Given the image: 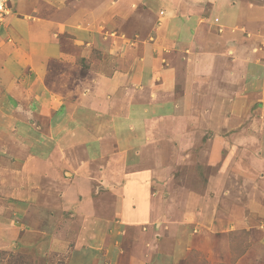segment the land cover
Wrapping results in <instances>:
<instances>
[{"label":"rangeland","instance_id":"obj_1","mask_svg":"<svg viewBox=\"0 0 264 264\" xmlns=\"http://www.w3.org/2000/svg\"><path fill=\"white\" fill-rule=\"evenodd\" d=\"M74 1L70 0V4ZM103 2L92 3L99 8ZM241 2V19L245 26L229 25L223 18L213 16V28L218 32L215 34L222 39L218 41L220 48L208 55L198 54L197 63L193 65L181 62L182 71L176 73L173 88L176 95L184 96L185 103L179 99L177 109L171 110L161 123L146 124L145 129L138 127L136 135L143 142L141 145L133 144L131 138L135 134L131 135L121 122L128 119L127 122L132 123V110L125 106L122 96H117L114 120L120 118L114 124L120 128L118 132L114 130V145L102 148L105 146L101 145L102 141L113 139L110 135L106 137L104 133L108 128L96 120L94 112L107 115L105 110L111 111L112 105H106L103 96L94 100L92 96L99 91L90 90L88 82L87 89L82 90L84 83L76 80L81 74L71 79V84L78 82L70 93L72 106L64 104L66 111L52 117L47 124L21 125L27 143L22 146L25 154L22 151L20 154L26 157L33 153V147H38L35 150L40 157H51L40 160L44 167L41 166L39 173L27 166L24 168L23 160H16V164L0 161V227L8 229L6 223L16 221L13 224L22 226L24 234L17 247L14 239L8 238L2 243L0 264H66L64 256H58L59 251L85 243L81 241L84 236H97L101 229L111 233L113 228L97 226L114 221V188L102 191L94 209L96 215L89 216L92 217L89 222L84 221L76 204L71 205L72 200L77 201L84 181L91 184V192L98 186L120 185L135 179L133 175L145 164L155 181L151 183L152 188L161 195L168 192L174 199L171 203L184 200L193 192L195 199L185 200L197 204L198 197L207 193L209 182L216 177L202 208L210 213L209 218L214 222L212 239L201 248L204 252L192 251L190 264H264V0ZM92 3H87V9L89 4L94 5ZM74 8L77 10L76 5ZM205 15L202 18L205 19ZM76 21L74 26L82 33L85 30L100 33L96 44L89 45L93 47L89 61L93 58L100 62L96 61L93 66L80 60L81 57L73 62L77 60L85 68L94 69L105 65L106 61L110 65L95 71L105 77L119 74L121 79L127 70L120 65L127 57L115 47V36L110 34L114 31L112 28L120 27V19L98 11L96 15L88 13L81 16L80 22ZM236 27L244 30L241 37L232 33ZM61 36L76 40V45L81 40L73 30ZM225 37L228 39L223 40ZM70 52L78 55V49L73 46ZM131 65L129 69L134 68V64ZM202 76L205 79H201ZM99 78L100 87H105L101 82L104 78ZM119 84L114 85L121 89ZM123 109L126 118L121 115ZM100 135L104 136L98 138ZM127 138H130L129 143ZM85 174L88 177L83 176ZM152 177L146 181H152ZM6 186L9 188L4 189ZM64 192H68L67 198L62 195ZM68 204L71 208H65ZM171 213L168 211V216H173ZM241 215L247 225L238 224ZM228 219L231 222L225 224ZM209 247L216 250V255L210 254ZM33 248L39 252L52 249L55 255L44 256V252H33Z\"/></svg>","mask_w":264,"mask_h":264},{"label":"crops","instance_id":"obj_2","mask_svg":"<svg viewBox=\"0 0 264 264\" xmlns=\"http://www.w3.org/2000/svg\"><path fill=\"white\" fill-rule=\"evenodd\" d=\"M93 1L104 2L98 8ZM87 3L94 5L89 4L87 9ZM241 4V0H75L73 5L70 0H8L9 11L0 20V161L9 160L16 164V160H23L24 168L27 166L32 172L39 173L44 167L40 160L50 159L51 156L40 157L35 150L38 147H33L35 151L31 149L33 153L26 154V157L20 154L21 151L25 154L22 146L27 143L21 125L47 124L52 117L60 115L64 109L66 111L64 104L72 106L74 101L70 93H73L78 82L71 84V79L80 74L81 77L76 80L84 83L82 90L87 89L88 82L92 88L90 90L97 88L99 91V94L92 96L94 100L103 96L106 105H112L111 111L105 110L107 115L94 112V116L97 114L96 120L108 128L104 133L106 137L110 135L113 139L108 138L105 143L100 139L101 145H105L101 147L113 146L114 130L118 132L120 128L114 124L118 123V117L114 120V99L117 96H122L125 106L132 110V123L127 122L128 119L121 122L128 127L131 135L135 134L131 138L133 144L141 145L143 142L136 135L138 127L145 129L146 124L161 123L171 110L177 109L179 99L185 103L184 96L176 95L173 88L176 73L182 71L181 62L193 65L197 63L198 54L208 55L220 48L218 41L222 39L215 34L218 32L213 28L214 18H223L222 21L229 25L245 26L241 19ZM98 11L120 19V27L112 28L111 31H114L110 34L115 36V47L127 57L123 63L125 65H120L127 70L121 79L119 74L105 77L96 72L110 65L106 61L103 63L105 65L94 69L85 68L77 60L73 62L77 57L93 66L99 61L93 58L89 61L93 49L89 45L93 42L96 44L100 33L88 30L82 33L74 26L76 20L80 22L81 16L88 13L96 15ZM204 15L205 19L202 18ZM111 25L114 27V23ZM82 27L79 26L80 29ZM67 30L77 34L81 39L79 44L76 45L74 39L61 36ZM232 33L241 37L244 30L236 27ZM87 39L92 41L86 42L89 41ZM71 46L78 49L79 56L70 52ZM111 63L114 65V59ZM131 64H134L133 69ZM52 67H56L54 71ZM91 73L94 74L91 76ZM100 76L104 78L101 80L105 84L103 88L99 84ZM201 79L205 78L202 76ZM116 82L120 83L121 89L114 85ZM174 94L176 97L171 99ZM124 109L121 115L126 118ZM127 141L129 143L130 138ZM145 161L148 162V158ZM155 164L157 173L159 165L157 161ZM145 167L146 164L138 169L133 175L135 179L123 181L120 185L98 186L92 192L91 184L84 181L77 201L74 198L71 205L76 204L84 221L89 222L92 217H88L96 215L94 209L102 191L114 188V221L97 226L113 230L110 233L101 229L97 236H84L81 241L85 243L59 251L58 256H64L66 264H190L192 251L202 250L210 242L214 222L209 218L210 213L202 208L209 199L208 190L213 188L212 182L216 177L209 182L207 193L198 197L197 204H192L193 200H185L188 197L195 199L193 192L186 195L184 200L171 203L174 199L168 192L161 195L159 191H154L151 183L155 181ZM83 176L88 177L87 174ZM150 176L152 181H146ZM62 195L67 198L68 192ZM62 202L65 204V201ZM71 205L64 206L71 208ZM168 211L173 216H168ZM230 222L228 219L225 224ZM13 223H6L8 229L0 227V241L4 238L0 246L10 238L15 240L17 247L24 238L22 226ZM246 223L247 220L241 215L238 224ZM209 248L210 254L216 255V250ZM44 250L40 251L44 252V256L55 255L52 249ZM32 251L40 253L34 248Z\"/></svg>","mask_w":264,"mask_h":264},{"label":"built area","instance_id":"obj_3","mask_svg":"<svg viewBox=\"0 0 264 264\" xmlns=\"http://www.w3.org/2000/svg\"><path fill=\"white\" fill-rule=\"evenodd\" d=\"M7 1L8 0H0V20H2L9 11L7 8Z\"/></svg>","mask_w":264,"mask_h":264}]
</instances>
